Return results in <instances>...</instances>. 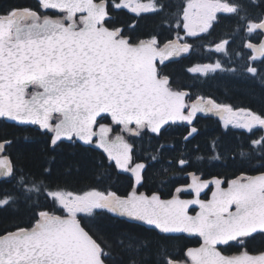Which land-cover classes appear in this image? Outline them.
<instances>
[{
	"label": "snow or ice",
	"instance_id": "1",
	"mask_svg": "<svg viewBox=\"0 0 264 264\" xmlns=\"http://www.w3.org/2000/svg\"><path fill=\"white\" fill-rule=\"evenodd\" d=\"M38 5L37 9L13 6L0 10V118L39 126L52 134L53 146L74 138L95 143L118 169L133 175L134 183L124 196L96 188L79 193L52 189L20 173L4 154L9 142L0 143V177L15 181L11 187H0V208L43 194L65 213L42 208L34 213L29 227L0 233V264H109L111 253L105 251L109 246H102L78 218L101 211L164 234L196 233L202 239L199 247L187 249L183 262L166 256L162 264H264V252L224 255L219 250L220 245L243 244L253 234L264 233V173L241 175L229 181L227 188L219 178L205 181L193 174L191 184L177 187L170 199H162L156 192L147 194L136 187L146 165L134 161V146L125 139V135L140 136L144 129L160 134L169 122L191 124L198 111L217 112L226 126L249 132L264 129V114L250 109H233L210 98L187 104V94L174 90L169 77L156 66L157 57L164 60L188 52L191 45L180 41L208 32L219 13L237 17L246 35L258 32L264 36V13L252 16L249 12L257 6L255 0H187L176 20L184 36L177 35L163 46L157 36L134 42L121 28L109 26L108 0H38ZM112 7L139 15L163 11L164 5L156 0L148 4L119 0ZM48 10L58 14L49 16ZM228 44L222 40L215 50L226 52ZM244 47L253 52L246 70L258 75L259 70L251 65L258 59L256 53L264 57V39L259 44L249 41ZM202 68L223 70L219 61ZM190 71H201V67ZM105 115L111 123H100ZM116 127L120 132L113 136ZM196 132L192 127L185 139ZM251 145L264 150V136ZM185 163L179 161L181 166ZM209 183L215 184V190L210 199L202 200L200 194ZM187 191L193 198L181 199ZM192 206L199 208L194 215L190 214ZM138 240L123 233L115 242L131 249Z\"/></svg>",
	"mask_w": 264,
	"mask_h": 264
},
{
	"label": "trees",
	"instance_id": "2",
	"mask_svg": "<svg viewBox=\"0 0 264 264\" xmlns=\"http://www.w3.org/2000/svg\"><path fill=\"white\" fill-rule=\"evenodd\" d=\"M116 2L119 0H108L111 17L109 26L121 28L124 35L134 42L157 36L163 44L177 35L181 36L180 28H176L181 0H156L164 5L163 11L139 15L125 8H113ZM255 4L257 6L249 8L250 14L256 16L264 13V0H255ZM13 6L39 7L37 0H0V10ZM46 14L54 16L56 13L48 10ZM220 23H225L226 28L219 29ZM237 23L238 18L223 16L208 36L187 38L191 44L187 55L175 62H167L158 71L169 77L173 89L186 91L189 101L199 96L210 97L234 109L242 107L264 114V58L252 63L259 70V80L247 72L249 61L246 64L233 62L234 70L204 77L186 72V67L194 63L211 61L213 55L204 49L205 40H219L223 34L231 32L232 26ZM241 38L242 44L246 41L259 44L263 36L258 32L249 36L241 29ZM242 47L237 51L243 54ZM194 125L198 131L187 141L184 137L189 128L183 123H169L161 129L160 134L144 129L138 137L128 136V141L134 146V161L147 162L139 191L147 194L156 192L161 198H169L177 187L188 184L193 174L204 179L219 178L225 186L241 175L264 173V150L251 145L252 140L264 136L263 129L254 128L249 132L234 126L224 127L221 119L213 113L198 115ZM118 131L120 128L116 127L114 132ZM51 135L37 125H20L0 119V143L9 142L4 154L11 158L20 173L42 180L52 189L77 193L96 188L124 196L132 189L131 175L127 171H120L102 150L75 138L71 141L62 140L53 146L50 143ZM145 152L154 154L155 160L150 162V158L144 157ZM181 159L186 161L183 166L179 165ZM13 184L15 181L10 177L0 179V187L8 188ZM208 193L209 189L203 197H207ZM186 195L184 192L181 197ZM42 208L58 215L65 214L43 194H33L27 202L22 199L7 208H0V233L14 231L16 227H29L34 213ZM78 218L92 229L98 242H103L102 246H109L105 247V251L111 253L109 264H162L166 256L183 262L187 249L201 243L198 236L164 234L146 224L128 223L126 218H116L103 211L93 217L79 214ZM123 233L139 238L133 248L115 242ZM219 250L224 255H238L245 250L251 254L263 252L264 233L253 234L243 244L235 241L220 245Z\"/></svg>",
	"mask_w": 264,
	"mask_h": 264
},
{
	"label": "rangeland",
	"instance_id": "3",
	"mask_svg": "<svg viewBox=\"0 0 264 264\" xmlns=\"http://www.w3.org/2000/svg\"><path fill=\"white\" fill-rule=\"evenodd\" d=\"M133 2L135 3V2H139V3H143V4H148L150 1H144V0H133ZM186 2H187V0L185 1V3H184V5L186 4ZM116 3H118V2H116ZM127 10H129V11H131L130 9H128V8H126ZM181 14H182V11H181ZM182 30H183V28H182ZM241 30H240V27H238L237 29H236V31L234 32V34L233 35H231V38L230 39H224V40H228L229 41V43L232 41L233 42V45H231V46H229V44L227 45V47H226V52H217L216 50H215V44L216 43H211V44H207L206 45V47H207V51L208 52H210V53H212V54H210V55H213V57H212V59H211V61H209V62H203V63H199V64H196V65H193L192 67H191V69L192 68H195V67H198V66H200L201 67V71H198V72H193V71H191V72H193V73H195V74H198V75H200V76H207V75H209V74H213V73H215V72H221V73H226L227 71H231L232 69H234L233 68V66H229V67H227V68H229V70L228 69H226L225 67H226V64L228 65V63H230V64H232L233 62H236V63H245L246 64V61L242 58V54H239V53H237V49L235 48L236 46H237V42H238V38H239V36L241 35V32H240ZM183 33H184V31H183ZM198 34H200V33H198ZM183 36H184V34H183ZM182 36V37H183ZM219 42H221L220 40L217 42V43H219ZM180 43H185L183 40H181L180 41ZM246 43H248V42H245V44ZM254 44V43H253ZM243 50L247 53V54H249L250 56H252L253 55V52H252V50L251 49H248V48H246V47H243ZM239 54V55H238ZM255 55H257V57H258V59L257 60H259L261 57H259V53H256ZM217 61H219L220 63H221V65H222V67H223V70H220V69H217L216 71H204L203 70V68H202V66L203 65H208V64H214V63H216ZM204 99V101L206 102L208 99L207 98H203ZM197 101H199L198 99H196ZM227 105V104H226ZM199 112H201V111H199ZM204 112V111H203ZM212 113H215L217 116H219V118L221 119V117H220V115L217 113V112H215V111H213ZM221 122H222V125L224 126V127H227V126H233V125H231V124H229V125H225L224 124V121L221 119ZM235 127V126H234ZM241 128V127H240ZM118 134V133H117ZM128 136L129 135H125V139L126 140H128ZM141 151V149H139L138 150V152L139 153H141L140 152ZM144 157H148V158H150V162L151 161H154L155 159H153V157H155L154 156V154H150L149 152H145L144 154ZM156 158V157H155ZM192 176V175H191ZM193 181V178H192V180H191V182ZM214 184V183H213ZM59 206V205H58Z\"/></svg>",
	"mask_w": 264,
	"mask_h": 264
},
{
	"label": "flooded vegetation",
	"instance_id": "4",
	"mask_svg": "<svg viewBox=\"0 0 264 264\" xmlns=\"http://www.w3.org/2000/svg\"><path fill=\"white\" fill-rule=\"evenodd\" d=\"M181 1H182V0H181ZM223 16H227V15L224 14V13H219V14H218L217 22H215V23L213 24L212 28L214 27V25H217V24H218V22L221 20V18H223ZM232 17H234V16H232ZM219 27H220L219 29H225V28H226V25H225V23H220V24H219ZM212 28H210L209 31L212 30ZM236 29H237V24H236L235 26H234V25L232 26V28H231V32H229L228 34H223V35H222V39H221L220 41L226 39L227 36H229V38L227 37V39H230V38H231V35L234 34V32L236 31ZM238 40H239V42H240V43L238 44V46H240V44H241V38L239 37ZM210 43H211V41H206V44H210ZM232 44H233V42L231 41V42L229 43V46H231ZM238 46H237V47H238ZM226 47H227V46H226ZM189 50H190V49H189ZM188 53H189V51L186 52V53H181V54H179L178 56H172V57H171V62H175V61L179 60L180 58L184 57V55H187ZM186 72L192 74V73L190 72V66L186 67ZM139 188H140V187H139Z\"/></svg>",
	"mask_w": 264,
	"mask_h": 264
},
{
	"label": "water",
	"instance_id": "5",
	"mask_svg": "<svg viewBox=\"0 0 264 264\" xmlns=\"http://www.w3.org/2000/svg\"><path fill=\"white\" fill-rule=\"evenodd\" d=\"M167 58H168V57H167ZM167 58H166V59H167ZM158 59H159L160 62H164V61L166 60V59L161 60L160 58H158ZM11 121H12V120H11ZM186 122H187V121H186ZM192 127H193V126H191V128H192ZM191 128H190V130H191ZM195 134H196V133H193L192 136L188 137L187 139L193 137ZM186 136H188V134H187ZM187 139H185V140H187ZM141 162H142V161H141ZM142 163H144V162H142ZM144 164H145V163H144ZM205 181H210V180L207 179V180H205ZM137 186H139V185H137ZM137 186H136V187H137ZM226 188H227V187H226ZM214 190H215V189H214ZM214 190H213V191H214ZM203 191H204V189L202 190L201 193H203ZM192 198H193V197H190V198H181V199H192ZM210 198H211V197H210ZM178 233H179V232H178Z\"/></svg>",
	"mask_w": 264,
	"mask_h": 264
}]
</instances>
